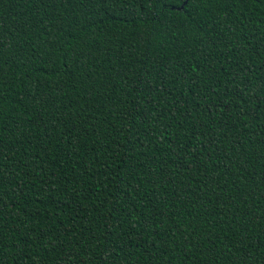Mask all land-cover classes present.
<instances>
[{
	"label": "trees",
	"instance_id": "1",
	"mask_svg": "<svg viewBox=\"0 0 264 264\" xmlns=\"http://www.w3.org/2000/svg\"><path fill=\"white\" fill-rule=\"evenodd\" d=\"M0 0V264H264V0Z\"/></svg>",
	"mask_w": 264,
	"mask_h": 264
},
{
	"label": "water",
	"instance_id": "2",
	"mask_svg": "<svg viewBox=\"0 0 264 264\" xmlns=\"http://www.w3.org/2000/svg\"><path fill=\"white\" fill-rule=\"evenodd\" d=\"M187 1H188V0H186V1L183 3V5L180 6L178 9H182V8L185 6V4L187 3Z\"/></svg>",
	"mask_w": 264,
	"mask_h": 264
}]
</instances>
